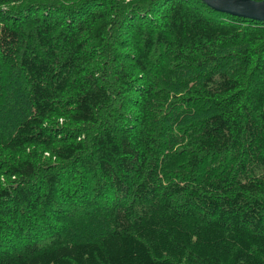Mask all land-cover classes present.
<instances>
[{"label":"trees","instance_id":"1","mask_svg":"<svg viewBox=\"0 0 264 264\" xmlns=\"http://www.w3.org/2000/svg\"><path fill=\"white\" fill-rule=\"evenodd\" d=\"M0 264H264V22L0 0Z\"/></svg>","mask_w":264,"mask_h":264},{"label":"water","instance_id":"2","mask_svg":"<svg viewBox=\"0 0 264 264\" xmlns=\"http://www.w3.org/2000/svg\"><path fill=\"white\" fill-rule=\"evenodd\" d=\"M216 13L264 22V0H199Z\"/></svg>","mask_w":264,"mask_h":264},{"label":"rangeland","instance_id":"3","mask_svg":"<svg viewBox=\"0 0 264 264\" xmlns=\"http://www.w3.org/2000/svg\"><path fill=\"white\" fill-rule=\"evenodd\" d=\"M86 3H87V2H86ZM80 5H81V4H80ZM80 5H79V6H80ZM79 6H78V7H79Z\"/></svg>","mask_w":264,"mask_h":264}]
</instances>
